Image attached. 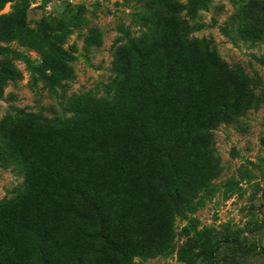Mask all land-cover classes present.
<instances>
[{
	"label": "rangeland",
	"instance_id": "obj_1",
	"mask_svg": "<svg viewBox=\"0 0 264 264\" xmlns=\"http://www.w3.org/2000/svg\"><path fill=\"white\" fill-rule=\"evenodd\" d=\"M193 1L0 0V68L19 73L0 97V264H264V0ZM179 13L256 94L209 67L159 124L117 121L150 115L161 85L147 72ZM221 95L251 101L239 123L215 113ZM28 170L52 205L46 246L27 239L45 219L24 197Z\"/></svg>",
	"mask_w": 264,
	"mask_h": 264
},
{
	"label": "trees",
	"instance_id": "obj_2",
	"mask_svg": "<svg viewBox=\"0 0 264 264\" xmlns=\"http://www.w3.org/2000/svg\"><path fill=\"white\" fill-rule=\"evenodd\" d=\"M196 2L197 0H194L191 6H193ZM179 9H182L181 5H179ZM246 9L248 11V6H246ZM254 20L256 21L253 23L255 24V27L253 28H256L255 35L264 34V13L262 14L261 19L254 17ZM18 25L19 24L17 23L16 27H18ZM248 26H251V24L249 23ZM192 29L193 28H191L190 24L185 21V18L182 17L181 13H179L177 16H174L173 18H167L166 21L161 25L160 33L163 39V49L160 53V62L158 63L156 72L152 74L147 72L149 80L153 79V81L160 83L161 85V88L152 95V107L149 112L150 115H143V117H141L137 116L138 113L129 110L125 114L116 115L117 121H122L125 118H127V120L137 118L147 124H159L161 122V113L169 109L170 106L175 105L178 101L175 95V87L188 81L192 83L199 81V83L205 87L207 85L206 82L209 81L208 78L210 77L209 67H211L215 74L227 76L233 79L235 83L232 85V87L244 93V96H254V94H256L255 88L251 89L248 86V83L245 81V78H248V76L245 75V71L239 66H232L225 60L221 59V57L218 55L216 47L209 44L206 40L191 39L189 37V33L192 31ZM249 34L252 36L250 32ZM12 35L13 30H7V32L4 34L6 39H11ZM1 52L3 53V51H0V53ZM63 61L67 67L71 65V61L68 59ZM5 63L9 65L8 60H5ZM18 76V69L11 67V65L0 68V97L3 96V87L8 84L7 81L16 80ZM44 77H46V80L49 81L55 80V76L53 74L44 75ZM232 92L238 91L232 90ZM201 94H203L202 89ZM221 96L222 99L215 107V113L222 117L224 116V121L228 123H239L241 118L244 117L248 109L252 106L251 101L248 103H246L243 99L239 101L236 98L234 99L233 95ZM124 98L126 97H123V99ZM118 104L119 102L115 103L114 107H116ZM199 111H201V108L198 106L195 116H201V112ZM177 115H185V113L182 112V108H180ZM219 124L220 123L200 120L197 124V128L212 131L217 129ZM27 177L29 179L28 191L24 197L27 198L26 201L28 202L29 207H31L34 211H42L44 214L43 217L45 218L43 219L44 223L40 222V220H38V214L40 212H38L37 220L31 224V227L28 228V230H26L29 231V236L27 239L32 237L34 241L46 246L50 241V236L48 235L47 231L49 224L48 218L46 217V211L50 210L52 205L51 203L48 204L47 200L40 199L42 192H40V185L36 179V176H34V172L28 170ZM93 188V196H97L105 189L101 184H97L93 186ZM73 190L75 192H79L78 188ZM5 207H7V205L2 206L1 209H5ZM13 210H18L20 215L22 213V210L19 208V206L13 207ZM43 257L47 260V255Z\"/></svg>",
	"mask_w": 264,
	"mask_h": 264
}]
</instances>
